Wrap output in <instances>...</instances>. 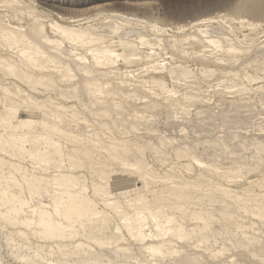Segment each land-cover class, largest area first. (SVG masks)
Listing matches in <instances>:
<instances>
[{"label":"bare ground","instance_id":"6f19581e","mask_svg":"<svg viewBox=\"0 0 264 264\" xmlns=\"http://www.w3.org/2000/svg\"><path fill=\"white\" fill-rule=\"evenodd\" d=\"M48 3L46 0H0V222L14 227L16 231L12 232H16L19 237L18 242L13 241L14 237L11 238L12 236H10L12 240L7 239V243L6 240L3 241L4 248L6 249V244L9 248L11 259H16L21 264H120L117 258L120 259L122 255L126 256L128 252H131L132 255L134 253L132 248L124 245L125 241H129L136 246L140 244L141 253H145L141 257H145V255L149 257L150 260L140 258L143 264H203L202 261L199 263L201 257L204 260L205 255L203 257L202 254L208 252L210 246H204L206 248L202 254L194 251L195 255H202L198 256L199 260L196 256L194 257L192 250L193 254L190 255L194 258L188 256L189 254L184 255L187 248L185 249L178 243L184 244L190 239H195L192 242L194 244L190 243L192 246L195 245L193 247H197L198 250L199 246H203L205 243H210L213 246L215 243L212 245L211 242L217 240L216 236L226 233L229 244H238L237 246L244 248L252 255V251H254L252 249L257 247L256 253L259 252L262 255L257 253L259 255L257 257L261 256L263 259H259L264 260V192L262 190L264 189V171L263 177L259 181L249 182V186L240 188V191L237 193L235 191V194L226 188L227 185L224 187L219 184V181L218 183L212 180L210 176H207L208 174L204 173L215 175L218 179L222 178L227 181L229 179L231 182L232 180L236 182L235 180L243 177L249 169L252 171V167L257 169L255 168L256 163L264 162V136L263 139L255 140L257 139L256 135L255 141L250 144L247 141L250 146L252 144L251 148L254 147L252 152H246L248 155L245 154L246 149L245 151L243 149L244 145L246 146V141L244 145H239L238 141L241 137L237 138L238 145L236 144V147L235 143H233L234 145L230 144L234 147L231 152L229 151L230 155L227 153L230 159L224 155V159L219 161L218 157L222 152L219 150L223 149V154H225L224 148H227L226 144L229 143L222 139L223 136H220L221 139L217 138L221 132H219L221 126H218L219 129L216 130L219 132L216 134V139L213 137L214 133L211 132L208 133L209 138L206 136L208 139L201 140V134H197L195 129L189 132L190 127H196L192 120L194 115L192 118L186 117L190 113L188 108L193 107H187V103L190 101H192L190 105L196 101L203 103L202 97L199 98L197 95L204 94L206 89L203 88L205 92L201 90L204 93L198 94L196 87L198 84L195 83L197 76L194 74L193 80L191 76L193 73H190L191 70H189L191 68L187 69L186 65L183 66V64L175 62L170 63V65L172 64L168 65L170 67L166 68V64L164 66L165 58H161L164 55H161L160 52L164 50V54L166 53L165 44L167 45L168 42L165 41V43L164 39L159 38L158 32L157 34L156 32L151 33L152 37H150L151 35L138 31L139 34L136 33L137 36L134 38V34L131 35L132 28L130 30L123 29L124 26L129 25L125 23L122 27V22L126 21L122 17H116L122 21L121 23L119 20L117 23L118 21L112 18L107 21H114L111 24L102 23V26L98 25L100 27L84 26L81 23L83 20L85 21V18H73L70 15V17H66L48 6ZM201 23L196 22L193 25L195 26L194 32H189L184 37L182 35L179 41L178 38H170L172 43H169L168 46L171 49L174 48L182 56L188 54L185 52L187 48L185 49L182 44L184 41L187 42V45L201 51L210 48L209 50L213 52H223L224 54L215 53L216 65L223 60L224 62L228 61L226 64L232 63L231 65H233L234 62L236 64L240 53H250V49L242 47V44L241 47L236 44L239 42L238 38L237 42H234L223 28H219L220 26L212 27V24H206L207 26L203 28ZM138 28L140 29V27ZM178 42H182V45L180 44V46ZM259 44H263V49L264 41ZM158 49L161 51L159 52ZM207 55L209 54L202 55V57H208ZM262 57V59L259 56L256 58L258 63L259 59L262 60L264 66V49ZM243 58L245 57L242 56V61L245 60ZM254 61L257 62L256 59L250 61V66ZM247 62L245 63L248 64ZM239 63L242 64L240 60ZM250 66L248 65L247 68ZM130 67H136V69L129 70ZM241 70H223L221 76H218V85L220 82L223 85V82L229 81V83L231 82L229 85L226 86L228 82L223 85L227 89L226 91L233 88V92L231 90L229 92L234 93L237 90V93L243 91L250 94L252 90L254 93L257 91L264 93V83L255 87L251 86L250 91H248L249 88L246 90L244 81L256 82L261 80V77L249 74V72L242 74ZM135 71L140 72L137 75ZM201 71L202 75L206 76L207 73H213L216 70L204 68ZM262 71L264 72V67ZM133 72L137 76L133 75ZM147 72L150 73L146 76ZM162 74L170 77L175 85L183 83L184 91L178 92L179 95H177V86L175 89L167 88V85L164 86V82L161 80ZM201 80L205 81V78H201ZM237 80L240 83H237ZM238 86L239 89H237ZM208 87L210 86L208 85ZM240 89L241 91L238 92ZM36 93L45 94L46 98H41ZM263 93L261 94L263 95ZM253 95L255 96V94ZM252 96L250 97L252 98ZM254 96L253 98H255ZM123 97H127V100L133 97L134 100H138L134 102L139 104V100H141L140 107L142 108L132 109L130 105L128 107V104H122L124 103L122 102ZM262 97H260L261 101H263L264 95ZM257 98L252 100L257 101ZM260 98L259 102H261ZM159 99L163 100L165 103L161 102L163 105L172 109L169 112L166 108L167 116L164 120L167 126L163 125L172 134L179 133V138H171L175 134L168 137L160 129V131L156 129L154 119H157L159 115L153 118L156 115L151 112L159 108L158 106L161 104H159ZM33 100L36 110H30L32 107L28 108L32 115L30 116L31 120L27 124L28 127L20 129L8 119L14 116H9V114L15 112V107L17 108L19 103L23 109H27V102ZM73 100H78L84 111H81L82 108L79 109L80 107L77 106L80 103L70 102ZM210 100L207 98L204 102ZM136 103L135 105H137ZM247 103L252 104L246 102V106ZM262 104L264 105V103ZM239 107L243 106L239 105ZM254 107H256V103H253L251 108ZM148 108L151 109V115L147 111ZM258 108H255V111ZM202 109L201 112H204V108ZM31 112L37 114L33 115L34 113ZM205 113L206 111L204 115ZM260 115L259 117L262 119ZM35 116H38L36 117L38 119L34 121ZM195 117L200 116L195 114ZM205 117H202L205 121L203 119L196 121L200 129L204 127L205 123L209 124L210 120ZM225 118L226 116L221 119ZM256 119L258 120V117ZM109 120L112 124L109 123ZM206 120L208 121L206 122ZM229 120L226 119L227 122ZM222 122L224 123V120ZM33 124H36V127H32ZM111 125L116 126L117 130L116 128L115 130L122 135L132 134L135 139L132 141L115 136ZM226 126L228 127V125ZM209 128L211 129L210 126ZM140 129L143 132H140ZM187 129L189 134L184 136ZM262 130L264 131V129ZM262 130L261 132L264 134ZM233 131L236 132V130L231 132ZM246 131L244 130V132ZM42 133L62 142L65 149L62 161L43 163L37 154L32 153L37 149L36 144L42 138ZM151 133L155 137H152L154 140L148 138ZM195 134L200 137L193 139ZM145 135L149 140L145 138L144 142ZM230 136L237 137L232 134ZM141 138L143 141H140ZM242 138L244 139V137ZM228 140H232L231 137ZM206 142L211 145V147L207 145L211 151L209 148L203 147ZM145 144L150 146L153 155H157L163 152V148L171 146L177 159H188L189 162L183 164L180 162L182 165L179 164L178 167L171 163L163 173H157L155 168L153 169L145 162V152L142 148ZM200 145H203V148L200 149ZM244 148H248L247 151H250L249 146ZM225 150L227 152L228 149ZM241 152L244 154H240ZM33 154L38 157H34ZM236 154L239 155L238 158L233 157L237 156ZM191 163H195L204 172L201 170L195 171L198 173L193 172ZM246 167L248 169L245 172ZM241 170L244 171L241 172ZM123 171L138 179L140 186L130 195L122 197L128 189L114 192L112 181L124 174ZM192 173L195 174L192 176ZM188 174L190 177L187 176ZM253 183L261 186V191L252 190L250 185ZM186 222H192L189 224L192 226H187L190 229L186 228ZM111 223H113L112 227ZM212 225L222 226L227 231L221 229V234H214L215 230ZM218 229L216 228L217 232ZM248 233H252V236L250 234L248 236ZM5 236L8 238V235ZM224 238L223 240L226 239ZM218 240L220 239L218 238ZM174 242H177L176 244L182 246L184 250L178 248L181 252L178 251L177 245L174 248ZM220 242L224 244L223 241ZM186 244L185 246H189V243ZM131 246L133 245L131 244ZM227 248H229L227 251H231V246L228 245ZM215 249L209 251L215 252ZM235 249L234 253L237 251ZM221 250H225V248L220 249V254H223L224 251ZM182 251L185 253L183 254ZM227 251L225 252L226 256H228ZM131 253L129 254L131 255ZM212 253L210 254L212 255ZM228 253L230 252L228 251ZM234 253L231 254L234 255ZM215 254L216 252L213 253V255ZM225 254L220 257L222 258ZM240 254L242 253L240 252ZM249 254L248 256H250ZM130 255L126 257L128 261L130 258V260L136 261L134 259H138L140 256L139 253L136 254V257ZM226 256L225 258H229ZM215 257H212L211 261H214ZM232 257L228 263L238 264L237 261H233L236 260V257L234 259ZM208 258L205 259L208 261ZM164 259L169 261L161 263ZM127 260L126 263H128ZM0 262L3 261L0 260ZM215 262L218 264V258ZM221 262L226 264V261L222 260Z\"/></svg>","mask_w":264,"mask_h":264},{"label":"rangeland","instance_id":"374dc122","mask_svg":"<svg viewBox=\"0 0 264 264\" xmlns=\"http://www.w3.org/2000/svg\"><path fill=\"white\" fill-rule=\"evenodd\" d=\"M40 1H42V0H40ZM264 0H46V3H48L47 5L48 6H50V7H52V9H54V10H56V11H58V13L60 14V13H62V15H65L66 17L68 16V17H73V18H85V21L83 20V22L81 23L82 25H84V26H86V25H95L96 27L98 26V25H100V26H102L103 24L102 23H108V24H111V23H113L114 21H109V22H107L108 21V19H110V20H112V18H114V20L116 19L117 21L119 20V19H117L118 17H122V18H125L126 19V21H123L124 22V24H123V22L122 21H120V23L122 22V27L125 25V23H126V25H129V26H124V28L123 29H131V35H133L134 34V38H136V36H137V34H139L138 33V31L140 32V33H142V34H149V35H151V33H155L156 32V34H157V32H158V36H159V38L161 37L162 39H164V42L166 41V42H168L167 43V45L165 44V50H166V53L164 54V50L163 51H161L160 49H158V51L160 52V54L161 55H164V56H162L161 58L162 59H164L165 58V62H164V66H165V64H166V68L167 67H170L173 63H175L176 62V64H183V66L184 65H186V67H187V69H189V68H191V69H189V70H191V71H193V72H191L190 71V73H193L191 76H192V78L193 77H195V76H197V77H195V80H196V78H197V80H196V85L198 84V86H196L197 87V89H198V94H202V93H204L205 91V95L206 96H208V97H206L204 94H202V95H197V96H199V98H201L202 97V101H203V103L201 102V101H199V102H194L192 105H190L191 104V102L192 101H190V102H186L187 103V107H189V106H193L192 108L191 107H189L188 109H190L189 111H190V113H189V116H188V112L186 113L187 114V118H192V115H194V117H193V121H194V124H195V128H189V132H192L191 130L192 129H195V131H197V134H201L200 136L198 135L197 136V134H195V137L193 138V139H197V138H199L200 137V139L201 140H206V138L209 136L208 135V133H211L212 132V134L214 133V136L213 137H215V139H216V134H218L220 131V134H218L219 136H217V138L219 139V137L220 136H223V138L222 137H220V139L222 138V139H224V141L226 142V143H228V145L226 144V147L227 148H224V151H225V154H223L224 152H223V149H221V150H219V152L220 151H222V152H220V156L217 158L219 161H222L223 159H224V155H227V153L229 154L232 150H233V146H230V144H232V145H234L233 143H235V147H236V144L238 143L239 145L240 144H243L244 145V142L246 141H249V144L250 143H252V141L254 142L255 140H259V139H263V136H264V134H262V132H261V130L262 129H264L263 127H264V125H263V121H264V114H261L262 112L264 113V108H263V104L262 103H264V99H263V101H261L262 99L260 98V97H262L263 95H264V93H263V91H257L256 93H254V91H250V88H251V86L253 87H255V86H257L258 84H261V83H264V79H263V75H264V72L262 71L263 70V61L262 60H260V59H262L263 57V49H262V47H263V44H259V43H262L264 40V2H263ZM54 7H53V6ZM61 6V7H60ZM65 11V12H64ZM70 11V12H69ZM119 13V14H118ZM121 13V14H120ZM126 14V15H125ZM216 16H215V15ZM223 14V15H222ZM70 15V16H69ZM124 15V16H123ZM113 16H115V17H113ZM131 16V17H130ZM221 16V17H220ZM117 17V18H116ZM202 17V18H201ZM218 17V18H217ZM202 20H201V19ZM204 18V19H203ZM105 19H107V20H105ZM211 19V20H210ZM222 21H221V20ZM129 20H131V21H129ZM197 20V21H196ZM102 21H105V22H102ZM119 21L117 22V23H119ZM133 21V22H132ZM196 21V22H202L200 25H201V27H203V28H205V26H207V25H211L212 24V27H219L220 29H222L223 28V30L225 31V33L228 35V36H231L230 38H233V41L235 42H237V38L239 39L238 41L239 42H237L236 44H238V46H240L241 44H242V47H246V48H248V49H250L249 51H250V53H248V52H246V53H240V55H239V59L236 61V64H235V62L233 63V65H231V64H226V62L228 63V61H226V62H224V60H223V62H220V63H222V64H220V63H217V65H216V62H215V59H216V56H214V55H216L217 53H222V54H224L223 52H219V51H212V50H209L210 48H206V50L204 51V50H199L198 48H193V46H189V45H187V42L186 41H184L183 43L182 42H178L179 43V45L182 43L183 45H184V47H185V49L187 50H185V52H187L188 54H184V56H182L181 54L179 55V53H177V51L174 49V48H172L171 49V47H169L168 45H169V43H172V42H170V41H172L171 39L173 38V39H177L178 41L180 40L179 38H182V37H184V35L185 34H187V33H189V32H194V30H195V26H193L195 23L194 22ZM205 21V22H204ZM128 22V23H127ZM212 22V23H211ZM243 22V23H242ZM133 23V24H132ZM137 24V26H136V24ZM102 24V25H101ZM139 24V25H138ZM204 24V25H203ZM207 24V25H206ZM219 24V25H218ZM141 25V26H140ZM256 25V26H255ZM100 26H98V27H100ZM131 26V27H130ZM135 26V27H134ZM143 26V27H142ZM128 27V28H127ZM130 27V28H129ZM134 27V28H133ZM138 27H140V29L138 28ZM231 29V30H230ZM234 29V30H233ZM144 30V31H143ZM133 31V32H132ZM135 31H137V32H135ZM152 31V32H151ZM150 32V33H149ZM263 32V33H262ZM133 33V34H132ZM137 33V34H136ZM232 33V34H231ZM260 33V34H259ZM237 34V35H236ZM243 34V35H242ZM247 34V35H246ZM183 35V36H182ZM233 35V36H232ZM249 35V36H248ZM170 36V37H169ZM182 36V37H181ZM237 36V37H236ZM132 38H133V36H131ZM150 37H152V35L150 36ZM176 37V38H175ZM243 37H245V38H243ZM171 38V39H170ZM161 39V42L163 43V40ZM168 39H170L169 41H168ZM115 40V39H114ZM244 40V41H243ZM242 41V42H241ZM165 42V43H166ZM173 42H174V40H173ZM178 43H177V45H178ZM240 43V44H239ZM181 44V45H182ZM187 46H186V45ZM178 45V46H179ZM180 45V46H181ZM262 45V46H261ZM241 47V46H240ZM257 47V48H256ZM169 48V49H168ZM193 48V49H192ZM191 49V50H190ZM146 50V49H145ZM175 50V51H174ZM195 51V53H193L194 51ZM199 50V51H198ZM209 50V51H208ZM213 53H212V52ZM168 52V53H167ZM171 53V55H170V53ZM191 52V53H190ZM199 52V53H198ZM209 54L210 55V57H209V55H207L208 57H202V55H204V56H206V54ZM172 53H174V54H172ZM176 53V54H175ZM200 53H202V54H200ZM212 53V54H211ZM216 53V54H215ZM248 53V54H247ZM258 53H259V55H258ZM260 53H261V56H260ZM242 54V55H241ZM167 55V56H166ZM170 55V56H169ZM201 55V56H200ZM213 55V56H212ZM246 55H248L247 57H246ZM255 55H257V56H255ZM172 56V57H171ZM177 56H179V57H177ZM213 58H212V57ZM224 56V55H223ZM242 56L243 57H245V58H243V59H247V58H249L250 60H244V61H242ZM255 56V57H254ZM260 57V59H259V63H258V61H257V58L256 57ZM183 57V58H182ZM225 57H226V55H225ZM201 58V59H200ZM207 58H209V59H207ZM227 58H228V56H227ZM253 58V59H252ZM256 59V63H255V61L254 62H252V65L250 66V61H253V60H255ZM205 59V60H204ZM212 59H214L213 61H212ZM225 59V58H224ZM182 62H184V63H182ZM200 60V61H199ZM202 60V61H201ZM239 60H240V62L242 63L241 65L244 67V68H246V69H244L241 65H240V63H239ZM208 61V62H207ZM210 61H211V63H210ZM248 61V62H247ZM261 61V62H260ZM162 62V61H161ZM179 62V63H178ZM202 62V63H201ZM238 62V63H237ZM245 62H247L248 64H246ZM170 63H172L171 65H170ZM205 63V64H204ZM207 63H208V65H207ZM250 63V64H249ZM257 63H258V65H257ZM176 64H174V65H176ZM215 64V65H214ZM220 64V65H219ZM234 64H235V66H234ZM257 66H256V65ZM168 65H170V66H168ZM205 66L204 68H207V69H215L216 71H214L213 73H207V75L206 76H204V75H202L203 73H202V71H201V69H204L203 68V66ZM239 65V66H238ZM248 65L250 66L249 68H247L248 67ZM189 66V67H188ZM246 66V67H245ZM201 67V68H200ZM235 67V68H234ZM242 67V68H241ZM262 67V69H260ZM131 68V69H130ZM129 68V70H132V69H136V67H134V68H132V67H130ZM200 68V69H199ZM239 68H241V69H239ZM122 69L123 70H125L123 67H122ZM241 70V73L242 74H244V73H247V72H249V74H252V75H256V76H259V77H261V80H257L256 82H251V83H248L247 81H244V83L246 84V90H248V88H249V90L248 91H250V94L249 93H247V92H243L242 91V93L240 92L241 91V89L238 91V92H240L241 93V95H240V93H237L236 91L237 90H235L234 91V93H232L233 92V88L231 89L230 88V90L232 91V92H229V91H226L227 89H225V87H223V85H224V83L226 82H223V85L221 84V82L219 83L220 85H218V76L220 77L221 76V73H223L224 71H226V70ZM260 69V70H259ZM224 70V71H223ZM246 72H245V71ZM201 71V72H200ZM136 72V74L138 73L139 74V72L140 71H135ZM135 72H133V75H135V76H137L136 74H134ZM195 72V73H194ZM218 72H220V73H218ZM244 72V73H243ZM150 72H147L145 75L147 76L148 74H149ZM240 73V72H239ZM240 73V74H241ZM256 73H258V74H256ZM194 74H195V76H194ZM144 75V76H145ZM200 75V76H199ZM157 76V75H156ZM162 78H161V80L164 82V86H166L167 85V88H171V87H173L174 89L176 88V86H177V88H176V92L178 93H180V92H182V91H184V85H183V83L180 85V84H174V83H172V80H170V77H168L166 74H162ZM166 76V77H165ZM131 77V76H130ZM130 77H128L129 79H130ZM165 77V78H164ZM200 77V78H199ZM208 77V78H207ZM210 77V78H209ZM201 78L203 79V78H205V81L203 80H201ZM131 79H133V78H131ZM208 79V80H207ZM193 80H194V78H193ZM197 81H198V83H197ZM216 81V82H215ZM238 81V82H237ZM236 82L237 83H240L239 82V80H237ZM206 84H205V83ZM228 82V83H227ZM226 83V86L227 85H229L230 83H229V81H227ZM166 83V84H165ZM210 83V84H209ZM217 83V84H216ZM233 84V83H232ZM231 84V85H232ZM248 84V85H247ZM250 84V85H249ZM183 86V87H180V86ZM208 85L210 86V87H208ZM186 86V85H185ZM199 86H201V87H199ZM250 86V87H249ZM206 87V88H205ZM208 87V88H207ZM215 87H217V88H215ZM222 87V88H221ZM200 88V89H199ZM203 88H204V90H203ZM212 88V89H211ZM236 88V87H235ZM234 88V89H235ZM240 87L238 86L237 87V89H239ZM172 89V88H171ZM182 89V90H181ZM210 89V90H209ZM222 89H224L223 91H222ZM155 90H157L156 88H155ZM196 90V89H195ZM200 90V91H199ZM204 91V92H202V91ZM197 91V90H196ZM210 94H209V93ZM217 92V93H216ZM226 92H227V95H226ZM236 92V93H235ZM260 92V93H259ZM179 93L177 94V95H179ZM207 93V94H206ZM224 93V94H223ZM259 93V94H258ZM261 93H263V95L261 94ZM37 94V93H36ZM245 94V95H244ZM253 94H255V96L253 95ZM258 96H257V95ZM38 96H40L41 98H46V96H44L45 94H37ZM177 95H175V96H177ZM239 95V96H238ZM249 95V96H248ZM255 97V98H253V96ZM259 95H261V96H259ZM53 96H55V95H53ZM204 96H205V98H204ZM241 96H246V97H242V100L244 99V101L242 102V100L240 99L241 98ZM250 96H252V98L250 97ZM211 97V98H210ZM250 99H249V98ZM257 97H259L260 98V101L262 102H259V98H257ZM126 98V99H125ZM123 97V101L122 102H124V103H122V104H125V105H127L128 104V107H130V108H132V109H140V108H142V107H140V105H142V102H141V100H139V102H140V104L137 102H134V101H138V100H134V98H133V100H132V98H130V99H128L127 100V97ZM203 98H204V100H203ZM207 98H208V100L209 99H211L210 101H207V102H204L205 100H207ZM257 98V101H255V100H252V99H256ZM263 98V97H262ZM127 101V102H129V103H127L125 100ZM234 99V100H233ZM220 100V101H219ZM246 100V101H245ZM248 100H250V101H248ZM133 101V102H132ZM158 101H160L159 102V104L162 102L163 103V100L161 101V99H159ZM218 101V102H217ZM239 102V103H234V102ZM255 101V102H254ZM24 102V101H23ZM35 101L33 100V101H30V102H27V109H23V107L22 106H20V103L18 104V106H17V108L15 107V112L14 113H11V114H9V116H13L12 118H8L10 121H12L14 124H16L17 126H18V128H20V129H24V128H26V127H28L27 126V124H29V120H31V117L30 116H32L31 114H30V111H29V109L28 108H31L30 110H36V108H35V103H34ZM71 103L72 102H74L75 104H77V103H80L78 100L76 101V100H73V101H70ZM126 102V103H125ZM220 102H221V104H220ZM246 102H251L252 104H250V103H247V106H246ZM135 103L138 105H135ZM161 103V104H162ZM219 105H218V104ZM232 103V104H231ZM235 105H234V104ZM243 103H245L244 105H241V104H243ZM253 103L255 104L256 103V107H254V108H251L252 107V105H253ZM258 103V104H257ZM160 104V105H161ZM163 104H165V103H163ZM162 104V106H158L159 108H157V109H155V111H153L152 110V112L150 111L151 109H147V111H148V113H149V115H151V113H153L154 112V115H156V116H153V118H156L158 115H159V117H157V119H154L156 122H155V124H156V129H160L162 132H163V134H166V136H168V137H171V135H174L173 137H171V138H176V137H178L179 138V135L178 134H176V133H174V134H172V132L170 131L169 132V130H168V128L166 127L167 125L165 124V120H166V116H167V114H166V111H167V109H168V111L170 112L172 109H170V108H168L166 105H163ZM199 104V105H198ZM248 104H250V105H248ZM130 105V106H129ZM238 105V106H237ZM239 105L240 106H243V107H239ZM77 106L78 107H80L79 109H81V111L83 110L84 111V109H83V107H82V104L80 103V104H77ZM166 106V107H165ZM203 106V107H202ZM125 107H127V106H125ZM127 107V108H128ZM161 107V108H160ZM187 107H186V109H187ZM197 107V108H196ZM232 107V108H231ZM235 107H237V108H235ZM259 107V108H258ZM262 107V108H261ZM165 108V109H164ZM167 108V109H166ZM196 108V109H195ZM202 108H204V112L206 111V113H205V115H204V112H201V109ZM247 108H248V110H247ZM255 108H258V109H256V111H255ZM170 109V110H169ZM197 109H198V112H197ZM206 109V110H205ZM210 109V110H209ZM249 109H250V111H249ZM27 110V111H26ZM160 110V111H159ZM214 110V111H213ZM244 110V111H243ZM252 110V111H251ZM259 111V113L261 114H259L258 113V111ZM202 111H203V109H202ZM239 111V112H238ZM247 111V112H246ZM254 111H255V113H254ZM86 112V111H85ZM151 112V113H150ZM156 112V113H155ZM158 112H159V114H158ZM181 112V111H180ZM197 112V113H196ZM210 112V113H209ZM213 112V113H212ZM242 112H243V114H242ZM251 112V113H250ZM253 112V113H252ZM31 113H34V112H31ZM203 115H202V114ZM209 113V114H208ZM214 113H215V115H214ZM249 113V114H248ZM258 113V114H257ZM29 114V115H28ZM35 114H37V113H34L33 115H35ZM125 114V113H124ZM123 114V115H124ZM183 114V113H182ZM195 114L198 116V114H199V116L200 117H195ZM212 114V115H211ZM251 115V116H249L248 117V115ZM202 115V116H201ZM207 115H209L208 117H207ZM237 115H238V117H237ZM241 115V116H240ZM253 115H254V117H253ZM259 115L261 116V118L262 119H260V117H259ZM191 116V117H190ZM207 118H206V117ZM226 116V118L225 119H221V118H224V117ZM36 117H38V116H35L34 117V121L36 120V119H38V118H36ZM202 117H205V119H208V120H210L209 121V124H208V120H206V122L207 123H205L204 124V127L203 128H199L198 126H197V124H196V121L197 120H199V119H203L204 120V118H202ZM230 118V120H229V118ZM258 117V120L256 119ZM159 118V119H158ZM197 118V119H196ZM214 118V119H213ZM237 118H238V120H237ZM247 118V119H246ZM254 118V119H253ZM165 119V120H164ZM212 119H213V121L215 122V125H214V122L212 121ZM226 119L227 120H229L228 122L226 121ZM245 119V120H244ZM250 119V120H249ZM256 119V120H255ZM163 120H164V123H163ZM222 120H224V123H226V124H224L223 122L221 123V121ZM232 120V121H231ZM241 120V121H240ZM255 122H254V121ZM260 120V121H259ZM263 120V121H262ZM160 121V122H159ZM205 121V120H204ZM212 121V123H211V125L213 126V129H212V126L210 125V122ZM226 121V122H225ZM242 121H244V122H242ZM249 121V122H248ZM259 123V126L261 127H259L258 126V123ZM157 122H159V123H157ZM162 122V123H161ZM252 122V123H251ZM109 123H111V121L109 120ZM217 123V124H216ZM220 123V124H219ZM238 123H239V126H238ZM112 124V123H111ZM163 124H165V125H163ZM224 124V125H223ZM231 124V125H230ZM237 124V125H236ZM207 125H208V127H207ZM226 125H228V127L226 126ZM231 126V128H230V126ZM112 126V128L115 130V128H116V126H114V125H111ZM206 126V127H205ZM209 126L211 127V129L209 128ZM218 126L220 127L221 126V130L218 128ZM258 126V127H257ZM32 127H36V124H33V126ZM152 127H154V126H152ZM164 127V128H163ZM236 127V128H235ZM256 127V128H255ZM155 128V127H154ZM199 130H198V129ZM216 128V129H215ZM219 129V132H217L216 130H218ZM230 128V129H229ZM235 128V129H234ZM246 128V129H245ZM257 128H258V132L256 133V130H257ZM260 128V129H259ZM165 129V130H164ZM202 129H203V131H202ZM206 129V130H205ZM207 129H209V130H211V131H209V130H207ZM229 129V130H228ZM236 130V132L235 131H233V132H231L232 130ZM113 130V132H114V134H115V136H117V137H124V139H126V140H134L135 139V136H133L132 134H124V135H122V133H120V132H118V131H116L117 130V128H116V130L114 131ZM141 130V129H140ZM159 130V131H160ZM167 130V131H166ZM204 130H205V132H204ZM227 132H226V131ZM241 130H243V131H241ZM244 130L246 131V132H244ZM164 131H165V133H164ZM201 131V132H200ZM209 131V132H208ZM214 131H216V132H214ZM254 131V132H253ZM263 131V130H262ZM118 132V133H117ZM140 132H143L142 130L140 131ZM168 132V133H167ZM187 133H185L184 134V136L186 135V134H189V132H188V129H187V131H186ZM206 132H207V134H206ZM228 132H229V134H230V132H231V134L232 135H234V136H237V137H233V136H230L229 134H228ZM264 132V131H263ZM204 133V134H203ZM237 133V134H236ZM247 133V134H246ZM252 133H254V134H252ZM43 134V133H42ZM169 134H170V136H169ZM194 134V133H193ZM212 134H210V135H212ZM120 135V136H119ZM148 136H149V134H147ZM147 135H145V137H143L144 138V142L146 141V139H147ZM203 135V136H202ZM226 135H227V137H226ZM242 135V136H241ZM257 135V136H256ZM131 136H133V137H131ZM205 136V137H204ZM207 136V137H206ZM251 136H253V137H251ZM255 136H256V138L257 139H255ZM129 138V139H127V138ZM152 137H154V135H152V133H151V136H149L148 138L149 139H151V140H154V138L152 139ZM204 137V138H203ZM210 137V136H209ZM208 137V138H209ZM212 137V138H213ZM231 137V139L232 140H228L229 138ZM239 137H241L240 139H239ZM242 137H244V139H246V140H244ZM262 137V138H261ZM143 138H141V140L140 141H143ZM146 138V139H145ZM207 138V139H208ZM225 138H228V139H225ZM233 138H234V141H233ZM239 139V141L237 142V140ZM250 138H252L253 140H251ZM52 139V140H51ZM140 139V138H139ZM149 139H147V140H149ZM243 139V140H242ZM255 139V140H254ZM231 141H232V143H231ZM241 141H242V143H241ZM143 142V143H144ZM153 142V141H152ZM237 142V143H236ZM245 142V144H246V146H249L250 147V151H247V149L248 148H244V147H246L245 145H244V147H243V149H244V151H245V149H246V151H245V154H247L248 155V153H246V152H252V149L254 148V147H252L251 148V146H252V144H251V146L248 144V142L246 143ZM208 142H206V143H204L205 144V146H203V145H200V149L201 148H209V147H211V145L208 143ZM237 144V145H238ZM209 147H208V146ZM203 146V147H202ZM36 147H37V149L35 150V152H32V153H35V154H37L40 158V161L41 162H43V163H45V162H52V163H56V162H59V161H62L63 159H64V156H62L63 154H64V152H65V149H64V145L62 144V142L61 141H58L57 139H53V138H50L48 135H46V134H43V136H42V138H40L39 140H38V143L36 144ZM233 147V148H232ZM239 147V146H238ZM143 149H144V159H146V163L150 166V167H152L157 173H163L167 168H169V165H171V163H172V165L173 164H175L174 166H177L178 167V165L180 164V162H182V164L183 163H188L189 161H188V159H183V160H179V159H177L176 158V156H175V153H174V151L172 150V147L171 146H167L166 148H163V152H160V153H156L157 155H153L151 152V149H150V146L149 145H147V144H145L143 147H142ZM225 149H228L227 150V152H226V150ZM231 149V150H230ZM60 150V151H59ZM209 150H210V148H209ZM249 150V149H248ZM44 151V152H43ZM56 151V152H55ZM211 151V150H210ZM230 151V152H229ZM46 152V153H45ZM49 152V153H48ZM52 152V153H51ZM56 153H57V155H56ZM222 153V154H221ZM51 154H53V155H51ZM240 154H244V153H240ZM252 154V153H251ZM34 155V154H33ZM37 155H34V157H38ZM230 155V154H229ZM237 155V154H236ZM62 156V157H61ZM233 156V155H232ZM238 156L239 155H237V156H233V157H236V158H238ZM57 157V158H56ZM58 159V160H56V159ZM60 158V159H59ZM220 158H222V159H220ZM226 158H229L230 159V156H226ZM232 158V157H231ZM236 158H234V159H236ZM162 160H163V162H162ZM226 160V159H225ZM177 161V162H176ZM179 161V162H178ZM185 161V162H184ZM258 162V161H257ZM177 163V164H176ZM165 164V165H164ZM182 164H180V165H182ZM192 165H191V167H193L192 168V171L193 172H195V171H202V169L201 168H199V166H197L195 163H191ZM179 165V166H180ZM182 167V166H181ZM183 168V167H182ZM245 168V167H244ZM244 168H242V169H244ZM253 168V170L251 171L250 169H249V171H247V167H246V170H245V172H246V174L243 176V177H241L239 180H235L236 182H234L233 180H232V182L228 179V181L227 180H225V179H222V178H220V179H218V177H216L215 175L213 176V175H211V174H209V173H207V172H204V170L202 171V172H204V173H206V174H208L207 176H210V178H212V180H215V181H219L218 183L219 184H222L224 187L226 186V188H228V189H230L231 191H232V193L233 194H235V191H236V193H237V191H240V188H242V187H246V186H249V182H252V181H259L263 176V171H264V162L262 161H260V162H258V163H256V165H255V168H257V169H254V167H252ZM242 171H244V170H241V172ZM240 172V173H241ZM244 172V173H245ZM123 173L124 174H121V175H119L118 177H116L113 181H112V190L114 191V192H119L120 190L122 191H126V189H128V191H126V194H124V195H122V197L123 196H128V195H130L131 193H133L135 190H137L138 188L137 187H139L140 186V183H138V179H136L135 177H132V176H130L128 173L126 174L124 171H123ZM195 173H198V172H195ZM195 173H192L191 175L193 176ZM242 175H243V173H241ZM247 175V176H246ZM187 176H189L190 177V175L188 174ZM217 178V179H216ZM230 181V182H229ZM252 188V190H255V192H259V191H261V189H260V187L261 186H259L258 184H252V185H250ZM130 188V189H129ZM263 190V192H264V189H262ZM231 196H232V194H231ZM112 224L113 223H111V227H112ZM188 224V225H187ZM189 224H192V222H186V228H188L187 226H192V225H189ZM2 225V226H1ZM4 226V227H3ZM213 226V228H214V234H216L217 233V235L218 234H221L220 232H221V229L223 230V229H225L224 227H222V226H218L217 227V225H212ZM4 229H3V228ZM14 228V227H13ZM13 228L11 227V226H8V225H4V224H2L1 222H0V237H1V243H0V260L1 261H3V262H0V264L1 263H5V264H21L19 261H17L16 259H14L13 260V258L11 259V255H9L10 254V252H8L9 251V248L7 247V244H6V249L4 248L5 246H4V244L5 243H3V241L5 242V240H6V243H7V239H11V238H13L14 240L13 241H15L16 240V242H18L19 241V237H18V235L16 234V232L15 233H13L14 231H16V229L14 228V230H13ZM216 228H219L218 229V232H217V230H216ZM188 229H190V228H188ZM13 231V232H12ZM224 231H227L226 229L224 230ZM3 232V233H2ZM4 234V235H3ZM249 234L250 233H248V236H249ZM5 235H8L7 237L8 238H6V236ZM15 235H17V236H15ZM222 235V236H221ZM221 235H218V236H216L217 237V240H218V238L220 239V240H215V241H213V242H211L212 243V245L215 243L216 244V246H215V244L213 245V246H211L210 245V243L209 244H207V243H205L203 246L201 245V246H199V248H198V250H197V247H193V246H195V245H193L192 246V244H194V243H192V242H194L195 241V239H190V241H186V243H189L188 245L190 246H185V245H187L185 242H184V244L183 243H178V244H180V245H182L185 249L187 248V250H185V251H187V252H189V253H185V251H182V253L184 254V255H187V254H189L188 256H191V257H193L192 255H190V254H193L194 253V257L196 256L199 260H200V258L198 257L199 255H200V257L203 255V257H204V255H205V257L203 258L204 260H202V257H201V260H200V262L199 263H201V261H202V263L203 264H205V262H206V264H207V262H208V264H212V263H210V262H214L213 264H216L217 262H215V260L217 261V258H218V264H221L222 262V260H223V262H225L226 261V264H229L230 263V257H232V256H235L236 257V260L234 259L233 261L235 262V261H237V263L238 264H264L263 263V261L264 260H261V259H263L261 256V254L259 253V252H257L258 254H260L261 256L260 257H257V256H259L257 253H256V248L257 247H254L252 250H254V251H252V253H253V255L252 254H249V251H247V250H245L244 248H241L240 246H237L236 244H229L230 242L229 241H227V237H228V235L226 236V233H224V235L223 234H221ZM251 236H252V233L250 234ZM4 236H5V239H4ZM10 236H12L11 238H10ZM226 238H224V237ZM3 238V239H2ZM17 238V239H16ZM223 238L225 239V240H223ZM12 240V239H11ZM220 241H223L224 242V244H222ZM225 241H227V242H225ZM192 244H191V243ZM127 243H130V244H128L127 245ZM177 243V242H176ZM175 242H174V248H176V245H177V250L178 251H180L181 252V250H179L180 248L182 249L183 247L182 246H180V245H178V244H176ZM131 244L133 245V246H131ZM191 244V245H190ZM217 244H219V245H217ZM34 245V244H33ZM123 245V244H122ZM124 245L125 246H128L129 248H132L131 250H133L132 252H136L135 253V255H134V253H133V255H134V257H136V254H138L139 253V255L140 256H138V259H139V261H138V259L136 258V259H134V260H136V261H133V260H130L129 258V261L126 259V257H128L130 254L129 253H131V252H128L127 253V255L126 256H120L121 258L120 259H118L117 258V261H120L119 263L121 264V262H122V264H128V263H130V264H136V262H137V264H139L140 262V264H143L142 263V260L143 259H149V257L147 256V255H145V257L143 256V257H141L142 255H144V254H142L141 253V251H140V244H137L138 246H136V244H134V243H132V242H127V241H125L124 242ZM207 245L208 246H210V248H209V250L211 249V250H213L214 251V249L216 250L215 252H216V254H220L221 252H220V249H223V248H225V250L227 251V249H229V248H227V246L229 245V246H231V251L230 250H228L230 253H228V251H227V255L228 256H226V254H225V250H221V251H224L223 252V254H225L222 258L220 257V255H223V254H218L216 257H215V255H213V253H215V252H213V251H209L208 250V252H204V250H205V248L207 247ZM224 245H226V247H223ZM233 245V246H232ZM131 246V247H130ZM135 246V247H134ZM179 246V247H178ZM204 246H206V247H204ZM221 246V247H220ZM236 246V247H235ZM138 247V248H137ZM204 248V249H201V248ZM217 247H218V250H217ZM232 247H233V249H232ZM239 249H238V248ZM8 248V249H7ZM136 248H137V250H136ZM179 248V249H178ZM184 248L182 249V250H184ZM192 248V249H191ZM196 248V249H195ZM212 248H214V249H212ZM234 248H236L237 249V251H235V253H234ZM3 249V250H2ZM189 249V250H188ZM194 249V250H193ZM235 249V250H236ZM139 250V251H138ZM191 250H192V252H191ZM197 250V251H196ZM199 253V252H201V254H197V255H195L196 253ZM238 251H239V253H238ZM2 252V253H1ZM6 252V253H5ZM212 253V255L210 254V253ZM237 252V253H236ZM240 252L242 253V254H240ZM234 253V255H232V254ZM251 256V258H249L250 256H248V254ZM251 253V252H250ZM183 254H181L180 253V255H183ZM207 254H208V257L209 256H212L213 258L215 257V259H214V261H211V260H213V258L211 259L210 257L208 258L207 257ZM257 254V255H256ZM132 255V253H131V255L130 256H133ZM232 255V256H231ZM241 255V256H240ZM254 255H256V256H254ZM225 256L226 257H229V258H225ZM248 256V257H247ZM254 256V257H253ZM124 258V260H125V262H123L124 260H123V258ZM193 257V258H194ZM219 257H220V259H219ZM253 257V258H252ZM257 257V258H256ZM142 260H141V259ZM196 258V259H197ZM208 258V261L206 260V259ZM247 258V259H246ZM259 258H261V259H259ZM228 259V260H227ZM254 259V260H253ZM257 259V260H256ZM123 260V261H122ZM126 260L128 261V263H126ZM150 260V259H149ZM198 260V261H199ZM249 260H250V262H249ZM15 261H16V263H15ZM167 263L169 260L168 259H166V261H165V259L164 260H162V262L161 263ZM210 261V262H209ZM228 261H229V263H228ZM240 263H239V262ZM135 262V263H134ZM153 262V261H152ZM255 262V263H254ZM222 264H225V263H222Z\"/></svg>","mask_w":264,"mask_h":264}]
</instances>
